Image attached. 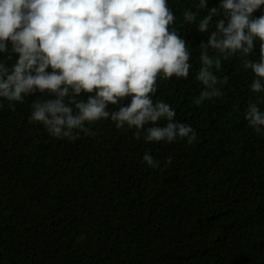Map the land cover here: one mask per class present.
<instances>
[{"label":"trees","instance_id":"obj_1","mask_svg":"<svg viewBox=\"0 0 264 264\" xmlns=\"http://www.w3.org/2000/svg\"><path fill=\"white\" fill-rule=\"evenodd\" d=\"M0 264H264V0H0Z\"/></svg>","mask_w":264,"mask_h":264}]
</instances>
